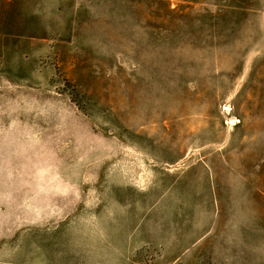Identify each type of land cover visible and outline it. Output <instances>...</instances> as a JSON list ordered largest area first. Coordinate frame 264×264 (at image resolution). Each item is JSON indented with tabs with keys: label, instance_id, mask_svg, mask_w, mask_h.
I'll list each match as a JSON object with an SVG mask.
<instances>
[{
	"label": "rangeland",
	"instance_id": "374dc122",
	"mask_svg": "<svg viewBox=\"0 0 264 264\" xmlns=\"http://www.w3.org/2000/svg\"><path fill=\"white\" fill-rule=\"evenodd\" d=\"M0 264H264V0H0Z\"/></svg>",
	"mask_w": 264,
	"mask_h": 264
}]
</instances>
